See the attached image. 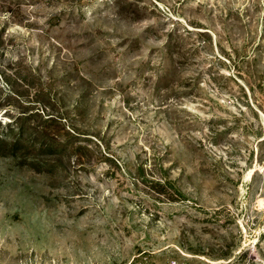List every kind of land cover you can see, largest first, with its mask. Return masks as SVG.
I'll return each instance as SVG.
<instances>
[{
	"label": "rangeland",
	"instance_id": "rangeland-1",
	"mask_svg": "<svg viewBox=\"0 0 264 264\" xmlns=\"http://www.w3.org/2000/svg\"><path fill=\"white\" fill-rule=\"evenodd\" d=\"M261 113L264 0H0V264H264Z\"/></svg>",
	"mask_w": 264,
	"mask_h": 264
},
{
	"label": "bare ground",
	"instance_id": "bare-ground-1",
	"mask_svg": "<svg viewBox=\"0 0 264 264\" xmlns=\"http://www.w3.org/2000/svg\"><path fill=\"white\" fill-rule=\"evenodd\" d=\"M190 29H191V30L205 31V30H203V29H195V28H193V27H191V26H190ZM261 115H262V117H263V119H264V114L261 113ZM255 171H256V168H252V169H250V171H248L247 175L245 176V183H249V181L252 179V176H253V174L255 173ZM258 208H259V209H263V208H264V199H260V200L258 201ZM249 241H250V242H249ZM256 241H257V239H254V240H250V239H248V240H247V242H249V244H252V243H254V242H256ZM249 244H248V245H249ZM219 263H222V261H220Z\"/></svg>",
	"mask_w": 264,
	"mask_h": 264
}]
</instances>
